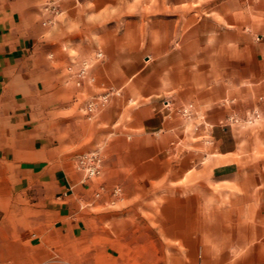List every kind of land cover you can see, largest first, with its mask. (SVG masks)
Returning <instances> with one entry per match:
<instances>
[{"label": "crops", "instance_id": "obj_1", "mask_svg": "<svg viewBox=\"0 0 264 264\" xmlns=\"http://www.w3.org/2000/svg\"><path fill=\"white\" fill-rule=\"evenodd\" d=\"M159 8L123 32L82 39L73 57L54 44L40 0H0V264L59 254L72 264L96 248L79 240L89 205L118 185L130 198L167 186L156 213L161 239L129 242L136 252L119 257L103 245L97 264H193L199 249L204 264H264V0ZM97 49L103 60L78 85V61ZM93 99L105 107L89 114ZM91 151L103 158L97 180L74 162ZM202 173L207 183H190L228 188L219 235L204 220L205 193H180Z\"/></svg>", "mask_w": 264, "mask_h": 264}, {"label": "rangeland", "instance_id": "obj_2", "mask_svg": "<svg viewBox=\"0 0 264 264\" xmlns=\"http://www.w3.org/2000/svg\"><path fill=\"white\" fill-rule=\"evenodd\" d=\"M146 1L152 2V9H146ZM160 2L161 0H40V7L42 13L45 14L54 44L61 51H68L74 57L83 50L81 40H91V35L96 38L95 34L98 33V30L99 34L104 31L120 33L125 30L127 23L131 21L143 23L147 16L149 18L158 17L161 12ZM99 52L102 53L101 57L97 56ZM103 58L104 52L97 49L88 63L79 60L78 66L81 67L86 62L89 64L90 69ZM73 63L77 62L73 61ZM98 102L100 105L96 112H100L105 107L103 100ZM192 108L193 106L189 104L181 113L183 115L189 114L192 112ZM222 123L225 124V122ZM99 154L102 157L100 152ZM74 160L76 164V159ZM101 174L94 177V180H97ZM194 177H192L193 179L189 177L186 179L189 185H184L185 190L180 193L186 195L191 190L205 193V195L203 194L204 200L200 201L201 209L206 214L204 220L211 225L210 229L216 235H219L222 231V223L227 219L225 216L228 215V188L219 186L210 187V189L208 186L202 188V186L193 185L190 182L200 180L202 183H207L209 181L207 174L202 173ZM176 187L178 186L170 184L168 192L173 193ZM166 188L167 186L165 188L150 186L143 194L132 195L131 198L122 185L109 189L105 187L99 193H95L94 202L89 205L90 212L93 215L90 226L83 237L79 238L80 241L95 242L96 248L88 250L94 255L88 256L86 254L88 251L84 250L83 252L86 255L82 257L81 255H84V253L82 254L79 250L78 257H74L72 264H97V259H100V257L96 253L103 251V245L108 246V251L119 257V254L128 256L136 252L135 248L129 247V242L161 239L155 229L158 226L156 213L163 203L161 196L167 193ZM174 194L176 193L174 192ZM169 242L171 241L169 240ZM214 252V254L219 255L224 253L223 249L221 251L214 249ZM174 253H177V250L169 248V254ZM225 253L228 256V248L225 249ZM64 261L63 254H59L47 264H65ZM184 261V264H191L187 257ZM226 261H228V258ZM193 264H204L201 249H199Z\"/></svg>", "mask_w": 264, "mask_h": 264}, {"label": "built area", "instance_id": "obj_3", "mask_svg": "<svg viewBox=\"0 0 264 264\" xmlns=\"http://www.w3.org/2000/svg\"><path fill=\"white\" fill-rule=\"evenodd\" d=\"M97 56L101 57L102 53L99 52ZM88 69H89V64L85 62L75 73V76L77 77L78 85H81L82 80L87 77ZM98 101L99 100L97 99L90 100V102H88L86 106V111L88 113H95L100 105ZM102 164H103L102 157L97 151L82 153L78 155L76 158L77 169L84 173L86 179L99 176L102 172Z\"/></svg>", "mask_w": 264, "mask_h": 264}]
</instances>
